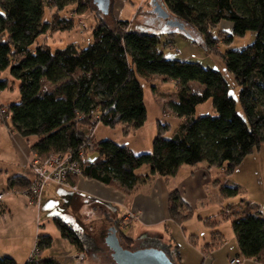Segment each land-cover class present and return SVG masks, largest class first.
<instances>
[{"label":"trees","instance_id":"1","mask_svg":"<svg viewBox=\"0 0 264 264\" xmlns=\"http://www.w3.org/2000/svg\"><path fill=\"white\" fill-rule=\"evenodd\" d=\"M96 3L95 0H92ZM91 0H0V74L10 69L19 81L20 100L7 106L6 116L12 130L28 140L34 138L31 151L41 158L52 154L72 156L81 163L82 175L106 185L122 188L131 194L150 175L139 176L136 169L148 166L152 175H175L182 165L206 163L224 174H232L238 166L261 149L264 143V0H164L170 18L184 24L179 31L167 24L162 29L171 45L176 33H183L206 49L216 50L222 42L230 44L235 36L248 31L255 39L241 48L221 53L227 69L240 87V102L245 117L236 110V101L229 95V85L222 73L199 62L167 58L160 47L161 34L132 30L130 21L117 18L113 25L101 15L92 28V40L84 48L69 44L52 49L47 44L33 47L38 37L48 31L73 27L72 18L59 14L75 5L76 12L90 9ZM114 0H109L108 11ZM55 9L52 17L48 9ZM106 14V13H105ZM232 23V32L213 30L222 21ZM173 80L178 100L168 107L180 118L172 137H166L169 123L158 120V131L150 152L135 154L111 139L98 141L85 127L94 130L97 123L105 126L125 125L129 134L142 127L147 118L144 88L141 79L153 76ZM200 83V90L191 84ZM46 83L50 84L45 89ZM10 87L7 78L0 79V90ZM213 99L216 115H196L197 105ZM93 143L85 159L80 150ZM95 152L93 159L88 154ZM83 160V161H82ZM76 179V178H75ZM74 179V180H75ZM33 182L17 175L9 179V188L30 189ZM236 186H222L227 196L238 194ZM228 207H232L228 210ZM225 207L220 215L232 221L239 251L237 258L253 259L264 264V216L253 212L250 201L243 207ZM171 217L183 223L192 216L189 205L177 189L170 194ZM214 228L207 250L221 243L224 235L215 229L219 219L202 218ZM61 236L84 251L94 240L79 235L68 222L54 217ZM118 231L120 228L115 226ZM133 243L132 239H127ZM51 234H40L35 257L26 264H63L44 254L52 247ZM140 248H161L175 264H182L180 253L170 254L168 247L153 239H144ZM234 257V258H236ZM0 264H17L9 255L0 254ZM115 264V263H114Z\"/></svg>","mask_w":264,"mask_h":264},{"label":"rangeland","instance_id":"2","mask_svg":"<svg viewBox=\"0 0 264 264\" xmlns=\"http://www.w3.org/2000/svg\"><path fill=\"white\" fill-rule=\"evenodd\" d=\"M155 2H158L168 12L167 7L163 4L164 0H114L113 5L111 6V11L106 14L101 13V15L111 25H113L117 18H123L131 22L130 27L132 30H140L148 33H160V47L163 49L167 58L192 60L221 72L229 85V95L232 96L236 101L237 112L241 116L245 117L243 106L240 102V87L237 85L234 75L227 69L224 61L221 58V53H224L227 49L241 48L243 46L249 45L254 41L255 33L248 31L243 36H235L234 40L230 44L222 42L218 45L216 50L214 49L212 51L206 49L203 44L193 42L190 38L184 36L183 33H176L170 45L168 43L170 40L169 36L162 31L165 24V19L160 17L154 11ZM123 3L124 8L120 9L119 4ZM74 8L75 5H71L59 12V14L62 16L72 18V28L67 30L48 31L47 33L38 37L33 47L41 44H47L52 49L64 48L69 44H75L81 48L86 47L92 40V28L97 23L99 17V15H97L98 5L91 0L90 9L83 13L76 12V9ZM55 11V9H48L47 16L51 18ZM171 19L175 20L173 17ZM220 30L232 32V23L226 20L222 21L219 26L213 30L215 37H218ZM5 78L9 80L10 87L5 90H0V169L3 168L2 171H0V191H2L4 188V178L8 177V175H6L5 168L7 166L11 167L12 164H16L18 162L14 137H18L19 134L18 132L12 130L10 125L11 130L13 131L11 134L6 127V124L3 123L7 120L9 124L11 123L10 119L6 116V105L18 102L21 97L19 91V81L11 75L10 69H7L0 74V79ZM141 81L144 88L145 105L147 109V118L142 127L132 130L129 134H126L123 124H118L113 127L97 124V127L94 130H92L90 127H85V131L88 134L93 133L94 138L98 141L111 139L121 145L130 146L135 154L152 151L153 140L158 131V120H161L163 123L170 124L169 130L166 132V137H172L181 121L180 118L174 115L172 110L168 107V103L170 101L178 100L175 82L173 80H164L161 76L157 75L151 77L150 80L141 79ZM50 87L51 85L46 83L45 89H49ZM191 87L193 90L197 91L203 86L198 82H193ZM203 114H217L216 108L213 104V99H209L208 101L197 105L196 115ZM28 141L30 144H32L34 138ZM253 153L254 156L251 154L247 156V158L232 174H224L223 170L216 166L210 167L206 174H204L202 169H199L198 171H195L197 176L194 177L195 182H191L192 180L186 177L188 174L192 173V169L186 166L182 168V170L179 172L178 180L183 186H185L187 195L191 200L193 208H191V211L193 212L192 216L188 219L189 223H187V236L191 235L192 233H196L199 235V238L202 239L203 236L210 232V226L207 225L203 219H201L200 214H203L204 216L213 214L215 215L213 219H220L223 229L225 230V228H227L228 234L231 235L230 237H232V239H236L231 221L229 219L228 221L223 219L218 212L221 208V205L228 207L227 204L229 203H241L240 207H243V201H250L252 204V210L254 212H256L258 208L264 212V143L261 149ZM95 155V152H90L88 154V158L93 159ZM50 157L51 155L46 158H41L32 152L29 167L32 171L33 169L35 170V167H32L31 164L34 163L36 158H39V165L42 166V168L47 169L48 172L55 173L57 163H49L48 160ZM205 165L206 163H201L198 166L201 168ZM150 172L151 171L148 166H142L136 169V173L139 176L150 175V178L146 181L148 183L147 185H143L146 182L141 183V188L143 190L145 188L150 189L155 187V178H162L165 181L167 178H169L171 181L173 177V175H152ZM75 178L77 179L78 176H67L63 181H58L54 178H51L45 184L41 193L43 214L40 226V234L50 233L52 236L62 237L53 217H63L67 222H71L74 228L78 229L80 232H82L80 229H84L83 232L90 234L94 240L92 245L86 246L84 252L78 250L77 252L73 253L75 254V257H77V255H82L83 259L82 261L80 260L79 264H83L86 257L92 263L97 262L98 264H114V249L111 243L113 239L112 221L110 218H108L105 211H103L105 209H99V212L96 214V218H94L90 223H84L80 219L69 217L70 215L66 216V205H61L60 202L56 200L51 201L48 198H44L46 191L51 185H54L53 191L56 194L63 192L64 190H75ZM218 178L221 180V185L216 184V179ZM235 178H238L239 180H237V184L231 182L232 179L236 180ZM192 183L194 184L192 185ZM198 185L201 188L199 189L200 191L196 193L197 188L194 186L198 187ZM223 185L238 187V194L232 196L225 195L222 192ZM172 187H174V185ZM28 190L20 192H28ZM32 205L35 207H40V204L38 205L37 203H33ZM58 207H60L59 211L57 210ZM227 209L231 210L232 207H228ZM122 222L123 221L120 220L115 226H118L121 229ZM183 228L184 227L181 228L179 225L172 223L170 224L169 231L165 233L163 231L162 225L157 227L155 226L152 228L153 231H150V233H148V231L146 232L145 230H139L140 233L137 235L136 239L138 236L139 238L143 239L148 238V236L159 240L160 238H168V240L172 241L174 245H179L180 249L186 251L187 244L184 241L185 236ZM79 231V235H82ZM123 232L129 236L132 234L129 231V228L123 230ZM115 235L119 240L120 245L124 249L135 250L140 248L141 243L136 245L137 242L133 241L131 245L129 240L125 239L121 232L117 231L115 232ZM59 239H57L53 244L55 250L57 251H60L63 248L60 242H58ZM44 254L47 255L48 250ZM227 263L233 264L231 260ZM240 264L257 263L252 259L246 260L241 258Z\"/></svg>","mask_w":264,"mask_h":264},{"label":"crops","instance_id":"3","mask_svg":"<svg viewBox=\"0 0 264 264\" xmlns=\"http://www.w3.org/2000/svg\"><path fill=\"white\" fill-rule=\"evenodd\" d=\"M119 7L120 9H123L124 3L119 4ZM3 123L6 124L7 129L12 134L13 131L11 130L8 120L4 121ZM14 138L16 143L15 150L18 162L16 164H12L11 167L7 166L5 168V172L8 177H3L5 180V183L3 185L4 188L2 191H0V193L4 194L3 200L0 202V254L13 257L16 260L17 264H26L30 259V256L35 248L38 236L40 235L43 202L41 201L40 207H35L29 203V196L27 192H20L18 190L9 188V179L13 176H24L30 182H33L35 180V175L29 167L30 159L32 156L31 144L29 143L27 138L21 136L20 134L18 137L15 136ZM251 155L254 156V153ZM198 165H182L179 168L178 172L172 177L171 181L169 180V178H167L166 181L162 178H155V187L150 186L152 188H145L143 190L141 188V184L140 186L138 185L131 194H127L122 188L106 185L98 180L80 175L75 180V190H64L63 192H59L58 194H56L53 191L54 185H51L46 191L44 198H48L51 201L56 200L59 201L61 205H66V216L70 215L69 217L80 219L84 223H90L94 218H96V214L99 212V209H105L103 211H105L108 218H110V220L112 221V230L115 229V225L117 222L123 220V217L126 215V213H128L129 211H134L137 213L138 217L135 220L130 221L127 225L122 226L121 229L118 230V232H121L123 234V237L125 239H132L134 242L136 241V245L144 239H153L161 243L162 245H166L169 249L170 254L173 253L175 255L177 254L176 250H178L180 253V261L182 264H228V261L237 256L239 245L237 238L232 239V237H230L231 235L228 234V229H223V225L221 224L220 219V222L215 229H218L224 235V238L220 244L214 246L211 250H207L205 249V244L211 241L212 231L214 228L210 227V232L203 236L202 239H200L199 235L196 233H192L191 235L187 236V223H189L188 219L183 223H180L174 220L170 214V194L171 191L175 189L181 192L182 198L189 205V207L192 208V203L189 196L187 195L185 186H183L178 179L179 172L185 166L192 169V173L186 176L192 180L191 182H195L194 177H197L195 171L202 169L204 171V174H206L210 169L207 164L201 168ZM2 169L3 168H1L0 171H2ZM235 179L236 180L232 179L231 182L237 184L239 180L238 178ZM216 180V184L221 185V180L219 178ZM172 183L174 187H172ZM147 184L148 183L146 182L143 185ZM193 184L194 183H192V185ZM194 187L197 188L196 193L200 191L199 189L201 187L199 185L198 187ZM240 204L229 203L227 205L239 206ZM224 208L225 206L221 205V208L218 212L220 213ZM57 210L59 211L60 207H58ZM257 211L261 212V214L264 216V212L260 208H258L256 212ZM214 216L215 215L213 214H209V216L200 214L201 219L207 217L213 218ZM60 218L65 220L63 217ZM68 223L74 228L71 222ZM172 223L179 225L181 228L184 227V241L187 244L186 251L180 249L179 245H174L172 241L168 240V238H160L159 240L154 237L148 236V238L143 239L139 238L138 236V238L136 239L137 235H139L140 233L139 230H145L146 232L148 231V233H150V231H153L152 228L155 226L157 227L162 225L163 231L167 233L169 231L170 224ZM128 228L132 233L130 236L123 232V230H126ZM74 229L76 231H79L76 228ZM80 230H82V232L79 231L80 234L91 236L88 233H84V229ZM53 238L54 242L57 239L62 238L59 239L58 242H60L63 248L62 250H60V252L55 250V247L52 245V247L48 249V254L46 256L54 257L61 261L63 264H79L75 259V254H73L77 252L78 249L63 237L53 236ZM254 262L256 261L254 260ZM256 263L260 264L258 262ZM83 264L98 263H92L86 257Z\"/></svg>","mask_w":264,"mask_h":264},{"label":"built area","instance_id":"4","mask_svg":"<svg viewBox=\"0 0 264 264\" xmlns=\"http://www.w3.org/2000/svg\"><path fill=\"white\" fill-rule=\"evenodd\" d=\"M180 53V52H179ZM97 124H100L98 122ZM88 147H84L80 150V157L84 160L85 156L87 155L88 151H92L94 149L93 143H87ZM82 160V161H83ZM33 162V161H32ZM49 163H57V168L55 173L54 172H48L47 169L42 168V166L39 165L40 159L36 158L34 160V163L31 164V166L35 167V170L33 169V173L35 175V180L33 181L30 189L28 190L27 194L29 195V202L31 204L37 203L38 205L41 203V193L45 186V184L49 181V179L54 178L58 181H63L67 176H80L82 175L81 170V163L76 160L72 159V156L69 154L66 155H60V154H52L51 157L48 160ZM4 194L0 193V202L3 200ZM138 217L137 213L134 211H129L126 213V215L123 217L122 226L127 225L130 221L135 220ZM38 250L35 247L30 258H34L35 255H37ZM75 259L80 263V260L82 261L83 257L82 255H77ZM231 262L233 264H240L241 259L240 258H232Z\"/></svg>","mask_w":264,"mask_h":264},{"label":"water","instance_id":"5","mask_svg":"<svg viewBox=\"0 0 264 264\" xmlns=\"http://www.w3.org/2000/svg\"><path fill=\"white\" fill-rule=\"evenodd\" d=\"M97 5L104 13H107L109 0H95ZM155 13L160 17L167 19V24L179 31H184V24L178 20L170 18V14L158 3H154ZM113 229V239L111 241L114 249L115 264H175L171 261L169 255L161 248H138L135 250L124 249L117 239Z\"/></svg>","mask_w":264,"mask_h":264}]
</instances>
